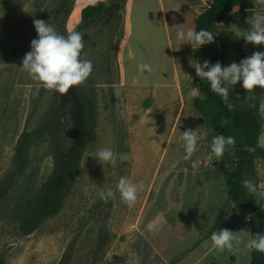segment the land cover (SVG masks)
I'll return each instance as SVG.
<instances>
[{"label": "rangeland", "instance_id": "obj_1", "mask_svg": "<svg viewBox=\"0 0 264 264\" xmlns=\"http://www.w3.org/2000/svg\"><path fill=\"white\" fill-rule=\"evenodd\" d=\"M73 1L75 21L74 10L85 0ZM164 1L168 26L160 0L132 2L122 55L126 79L120 71L124 43L116 42L118 23L93 24L82 36L81 55L91 60L92 71L82 83L60 94L31 79L21 63L37 36L34 19L51 23L58 32L62 0H0V258L6 264H161L175 258V264H245L250 260L251 251L244 246L250 238L249 216L238 205L232 209L227 192L225 178L232 161L226 151L219 158L211 153L214 130L195 105L202 90L190 61L203 64V45L194 49L176 38L177 31L192 29L191 18L211 0ZM235 9L217 26L222 65L264 51V44L245 42L237 35L249 29L248 18L264 15V0ZM145 63L151 72L144 69ZM88 88L96 89L98 122L75 186L59 213L33 232L21 234L18 206L65 155L52 136L64 123L54 119V94L62 97L68 111L74 144L66 154L72 158L85 136L83 96ZM256 89L248 92L237 82L229 93L252 104ZM47 124L44 134L29 136ZM187 129L196 130L197 145L190 159L184 160L181 134ZM22 136L31 142L23 169L15 163ZM260 141H264V119ZM101 147L126 153L128 160L117 159L114 166L100 164L94 156ZM192 161H198L195 169ZM250 175V180L264 186L263 158L255 160ZM121 176L138 185L131 206L116 191ZM108 189L114 197L102 200L99 193ZM256 197L264 208V198ZM220 210L223 216L218 220ZM220 228L235 231L240 242L233 241L232 249H216L210 236Z\"/></svg>", "mask_w": 264, "mask_h": 264}, {"label": "trees", "instance_id": "obj_2", "mask_svg": "<svg viewBox=\"0 0 264 264\" xmlns=\"http://www.w3.org/2000/svg\"><path fill=\"white\" fill-rule=\"evenodd\" d=\"M128 0H95L86 5L81 10L79 24L73 29L82 34L93 24L107 25L112 21L118 23L119 46L124 34V18ZM251 0H211L210 6L204 9L195 19L194 30L206 29L214 34L211 43L202 46V56L210 63L219 61L220 47L217 36L218 24L236 7H246ZM73 0H62L64 10L63 18L59 24L58 33L67 35L66 21L73 8ZM82 53V50H81ZM197 83L202 90V97H197L195 105L197 109L209 119L214 135L223 134L235 137V142L226 147L232 167L228 170L225 181L229 199L243 208L249 216L250 237L255 233L264 232V208H260L257 197L249 194L242 184L244 179H250V174L254 162L257 158L264 159V148L258 147L260 134L262 131V119L258 113V105L261 98H264V88L257 86L252 104L243 103L233 94L229 93V102L233 104L231 110L219 95L213 92L206 80L197 79ZM55 93V92H54ZM96 89L88 88L83 96V106L85 112V136L76 152L71 158L67 156V151L73 146L74 140L71 135L67 122L68 111L62 97L54 94L53 106L55 108V120L63 119L61 128L52 133L57 140L60 153H65L55 165L53 171L47 175L43 184L30 196V198L17 208L16 218L18 229L21 234H29L39 227L47 218L59 213L63 208L64 201L75 186L77 177L81 171V162L84 152L87 150L92 135L95 132L98 122V109L96 100ZM50 124L41 126L29 136L35 137L44 134V128ZM28 142V140H27ZM23 139L19 140L15 154L17 167L23 169L27 162L26 151L31 142ZM246 146L255 148L250 152ZM66 157H68L67 160ZM223 210H220L218 220L222 218ZM216 220V221H218ZM216 225V224H215ZM184 254L181 255L184 256ZM178 258L171 263L175 264ZM0 264H6L0 258ZM245 264H264V252L251 250L250 260Z\"/></svg>", "mask_w": 264, "mask_h": 264}, {"label": "clouds", "instance_id": "obj_3", "mask_svg": "<svg viewBox=\"0 0 264 264\" xmlns=\"http://www.w3.org/2000/svg\"><path fill=\"white\" fill-rule=\"evenodd\" d=\"M233 11H237L233 8ZM33 24L37 32L36 38L30 42V51L26 52L21 63V67L27 71L31 79L41 82L45 89H52L60 94L67 93L71 86L82 83L92 71V62L81 58V50L84 47L82 36L79 31L68 30L67 35L59 34L51 23L43 19H34ZM249 29L243 36L245 42L253 44H264V15L255 14L248 18ZM176 38L185 44H191L194 49L201 45L211 43L214 34L206 29L197 30H179ZM196 76L201 80H206L210 89L221 97L228 109L234 106L229 102V89L237 82L241 87L252 91L254 86L264 88V51H254L250 56L242 58L238 63L236 61L227 65H222L219 61L210 63L205 60L203 64H193ZM144 69L151 72L152 67L145 63ZM196 96V91L192 92ZM203 98V97H201ZM258 113L261 119H264V98H261L258 105ZM181 139L184 148V160H189L197 145L196 130L187 129L182 131ZM235 142V137L225 136L222 133L214 135L211 138L210 150L215 157H221L227 146ZM258 147L264 148V141H258ZM250 152L255 151L254 147L246 146ZM100 164L115 165L117 159L120 162L128 160L126 153H115L110 147L99 148L95 156ZM198 161H192L191 166L196 168ZM246 191L252 196L259 195L264 198V186L258 185L250 179L242 181ZM138 185L133 183L128 177L121 176L116 183V191L119 192L123 202L131 206L137 199ZM102 200L107 201L114 197L112 189L99 193ZM232 209L236 207L231 204ZM212 245L218 250L232 249L233 241L239 243V238L235 231L227 228H220L219 231H213L210 236ZM247 249L264 252V232L255 233L250 237L245 245Z\"/></svg>", "mask_w": 264, "mask_h": 264}, {"label": "crops", "instance_id": "obj_4", "mask_svg": "<svg viewBox=\"0 0 264 264\" xmlns=\"http://www.w3.org/2000/svg\"><path fill=\"white\" fill-rule=\"evenodd\" d=\"M79 2H81L82 0H77ZM95 0H85L78 8H76V10L74 11H77V19L74 21L72 20V15H73V12L67 22V26H68V29L72 30L76 25L77 23L80 21V17H81V10L86 6L88 5L89 3L93 2ZM132 2L133 0H128L127 1V6H126V11H125V18H124V23H123V28H124V34H123V40L125 39V36H126V32L129 28H131V21H130V12H131V5H132ZM160 3H161V8H162V17H163V21L166 23V26L169 25V15H168V11L166 9V5H165V1L164 0H160ZM188 12V11H187ZM199 14H194L193 18H191L192 20L197 18ZM168 23V25H167ZM193 27L195 28V23H192V29ZM125 41L124 40L122 42L121 40V43L120 45L123 44L122 46V50H121V57H120V71H121V74H122V77L126 79V68L125 66L123 65V62H122V55H124V51H125Z\"/></svg>", "mask_w": 264, "mask_h": 264}]
</instances>
